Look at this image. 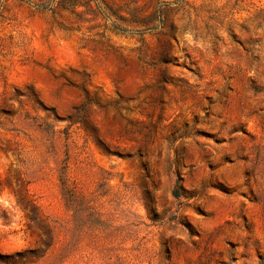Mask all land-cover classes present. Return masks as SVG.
Wrapping results in <instances>:
<instances>
[{"label": "rangeland", "instance_id": "rangeland-1", "mask_svg": "<svg viewBox=\"0 0 264 264\" xmlns=\"http://www.w3.org/2000/svg\"><path fill=\"white\" fill-rule=\"evenodd\" d=\"M0 264H264V0H0Z\"/></svg>", "mask_w": 264, "mask_h": 264}, {"label": "trees", "instance_id": "trees-1", "mask_svg": "<svg viewBox=\"0 0 264 264\" xmlns=\"http://www.w3.org/2000/svg\"><path fill=\"white\" fill-rule=\"evenodd\" d=\"M45 8H47V6H45L44 4H42L41 9H45ZM114 26H115L117 29H119V30H125L124 28H119L118 26H116V24H114ZM174 195H175V197H177V198L181 196V192L179 191V189H176V190L174 191Z\"/></svg>", "mask_w": 264, "mask_h": 264}]
</instances>
